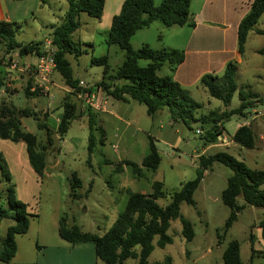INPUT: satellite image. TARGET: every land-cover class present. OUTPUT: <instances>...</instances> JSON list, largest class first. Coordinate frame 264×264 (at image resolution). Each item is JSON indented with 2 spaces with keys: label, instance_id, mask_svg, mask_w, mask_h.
Masks as SVG:
<instances>
[{
  "label": "rangeland",
  "instance_id": "374dc122",
  "mask_svg": "<svg viewBox=\"0 0 264 264\" xmlns=\"http://www.w3.org/2000/svg\"><path fill=\"white\" fill-rule=\"evenodd\" d=\"M43 2V7L33 20L15 28V41L26 43L41 40L50 25L60 21L67 1ZM47 20L50 25L45 26ZM96 21L85 12L78 13V27L71 33L70 40L79 54L65 55L73 79L81 80L89 87H93L100 80L109 86L103 90L105 111L95 112L93 118L92 133L95 143L90 154L86 151L89 112L81 110V102L76 93L64 84L55 70L48 77V82L52 84L47 91L50 96H45L36 89L37 96L26 98L23 94L27 81L24 80L20 94L6 101L16 107H28L36 111L37 119L26 116L19 120L23 130L35 135L39 145L46 143V137L44 129H38L36 123H46L51 128L52 141L44 151L45 166L39 178L26 160L24 147L20 150L16 143L0 139V152L10 173L9 182H5L0 174V201L4 200L6 186L13 184L16 196L26 200L31 211L36 214L29 217L27 231L16 237L18 244L26 249H33L36 244L52 242V238L57 237L56 225L61 217L66 226L74 224L81 232L101 234L123 210L127 197L135 192L151 193L153 182H159L160 190L165 193L155 201L158 205L165 206L171 193L179 190L184 182L195 176L199 155L206 157L223 151L242 161L248 168L264 169V54L253 52L255 47L264 46V35L252 34L247 39L241 70L234 80L237 88L256 93L254 95L259 100L253 102L257 103L253 108L260 115H257L254 123H250L248 112L252 107L248 106L243 109L242 114L231 115L222 122L221 135L229 140L228 143L220 144L215 140L212 144L203 145L199 134L201 127L197 122H190L187 126L180 121L172 122L164 108L149 116L143 104L129 97L122 101L109 95L114 85L118 86L123 82L112 80L110 76L123 61L124 52L116 44L106 43V30L96 28ZM154 27L142 28L131 36V48L138 49L142 45L141 40L148 42V47L152 50L158 48V36L161 33ZM255 27L264 30V12L259 16ZM165 39L164 37L163 40ZM2 54L3 47L0 45V57ZM102 55L106 56L105 72L103 65L93 64L90 60ZM18 60L32 62L35 58L32 54H25ZM147 62L139 59L136 65L143 67ZM166 73V64L156 71L159 77ZM206 96L209 102L205 101L204 96L194 97L201 104L195 111V116L222 108L220 100L210 97L207 92ZM66 101L74 105V117L66 132L59 138L56 125L63 111V102ZM238 102L235 91L226 110L237 107ZM241 123H247L255 134L256 143L252 148H245L230 139L236 125ZM259 136L263 139L259 140ZM150 142L159 156L154 170L141 166L142 159L149 153ZM131 164L137 165L140 170L134 171ZM71 173L80 180V186L72 191V194L78 196L76 198L69 195ZM230 175L231 170L218 161H213L203 171L191 196L193 204L182 202L178 208L179 215L190 225L192 238L186 240L183 237L178 218L171 220L166 230L171 242L160 247L156 242L157 237H154L147 262L223 264L221 254L227 243L235 240L238 243L241 264H264V241L260 230L256 229L258 221L264 218L263 208L244 204L228 228L223 230L230 209L221 201L220 193ZM260 188L264 189V184ZM236 201L241 204V197H237ZM13 223L11 218L0 219V241L5 236L6 228ZM138 249V246L133 248L135 253ZM251 249L254 251L251 252ZM136 261V258H127L123 264H136Z\"/></svg>",
  "mask_w": 264,
  "mask_h": 264
},
{
  "label": "trees",
  "instance_id": "16d2710c",
  "mask_svg": "<svg viewBox=\"0 0 264 264\" xmlns=\"http://www.w3.org/2000/svg\"><path fill=\"white\" fill-rule=\"evenodd\" d=\"M67 7L59 23L42 35L41 40L29 41L26 43L14 40L15 28L19 25L12 22L0 20V45L3 47V54L0 60L12 58V53L17 55L32 54L38 55L43 38H51L55 47L54 70L61 76L64 84L75 93L79 90L78 80L71 76L69 64L65 55L73 53V42L70 40L71 33L78 27L77 15L85 12L88 16L99 19L102 11L103 0H66ZM123 0L117 14L113 15L106 34L107 44H116L124 52V59L115 73L110 76L112 80H122L118 86L114 85L109 91L113 98L125 101L127 97L145 106L147 115L153 116L158 110L166 109L168 117L172 122H182L186 126L190 122H197L203 145L215 142L216 137L221 134L222 122L228 120L231 115L242 114L243 109L249 104L259 100L257 95L245 92L237 88L234 81L235 65L227 62L220 76L203 75L199 79V84L205 88L208 95L216 98L227 105L231 96L237 91L239 104L230 110L208 111L206 114L195 116V111L201 104L191 98L188 92L181 88L169 76H157L156 71L163 64L173 68L183 59V52L179 49H159L152 50L146 44H142L138 49L131 48L129 39L135 31L149 26L157 21L164 26H191L189 13L190 0ZM264 12V0H252L247 14L240 20L237 26V48L242 51L247 33L252 30L257 23L259 16ZM259 33V30H256ZM259 54L264 53V47L258 50ZM147 60L145 66L136 65L137 60ZM91 63L103 65L106 71V56L91 58ZM53 70V71H54ZM31 81L28 78L24 87V96H37V90L29 91ZM5 85L4 73L0 72V88ZM100 88L107 89L109 86L100 80L96 84ZM5 88V86H4ZM88 89V88H86ZM63 111L59 116L56 125L58 137L60 138L67 130L70 120L74 117V105L63 102ZM86 111V110H84ZM36 111L28 107H16L10 103L0 101V138L11 142L22 141L25 145L27 162L36 176L40 177L45 166V149L51 144L50 130L46 123H36L38 129H44L46 143L38 144L35 135L23 130L20 125V117L32 116L37 119ZM88 137L86 151L90 154L93 151L95 139L92 133L94 111L87 109ZM207 125V126H206ZM197 130V129H196ZM231 140L245 148L253 146L254 135L249 125L237 127ZM159 156L153 144L149 143V153L141 161V166L154 170L157 166ZM213 161H218L231 170V175L226 180L225 187L221 190L220 198L223 204L229 209V215L224 223L225 231L236 214L244 204L261 207L264 209V189L260 186L264 184V169L248 168L242 161L236 160L226 152L218 151L208 156H198V169L195 176L184 182L180 189L170 195V200L165 206H160L155 199L165 195L160 190V183L153 182L152 191L149 194L131 193L125 202L123 210L116 216L112 225L101 234L81 232L79 228L72 224L66 226L63 217L58 220V236L69 242H91L93 244L95 259L101 264H123L127 258H136V264H158L149 263L146 258L151 251V241L157 237V245L162 247L171 242L166 230L171 220L178 218L181 225V233L186 240L192 238V231L187 220L179 215V204L184 202L193 204L191 198L194 189L201 180L203 171L208 169ZM127 163V162H126ZM134 171L140 168L135 165ZM0 174L5 182H9L10 173L7 163L0 152ZM80 186V180L74 173H71L69 180V195L72 198L78 197L72 194L74 188ZM237 197H241L242 203L238 204ZM27 212L26 204L18 200L15 196L13 184L5 188L4 200L0 201V219L11 218L13 224L6 228L4 238L0 241V261L8 262L15 253V236L27 231L29 217L35 216ZM260 230V236L264 241V218L260 219L256 225ZM220 237V236H219ZM252 235H249L251 240ZM138 246V252L133 248ZM254 250L251 249V252ZM221 259L223 264H241L238 256V243L231 240L224 248Z\"/></svg>",
  "mask_w": 264,
  "mask_h": 264
},
{
  "label": "crops",
  "instance_id": "0c3cea01",
  "mask_svg": "<svg viewBox=\"0 0 264 264\" xmlns=\"http://www.w3.org/2000/svg\"><path fill=\"white\" fill-rule=\"evenodd\" d=\"M43 1L44 0H0V20L16 23L21 26L23 23H27L34 19L37 12L43 7ZM122 1L123 0H103L102 11L99 19L96 21V28L105 29L107 34L111 18L118 13ZM251 1L252 0H190L189 13L193 23L191 26H164L161 23L158 25L159 22L157 21L150 23L147 27L155 26L154 28L159 29L161 33V36H158V48L155 50L175 48L183 52L182 61L173 68H169L166 65L167 73L163 76L166 75L173 79L181 88L188 92L191 98L195 99V96L201 95L204 96L206 102H209V99H207L205 88L199 84L201 76L206 74L220 76L225 64L227 62H232L235 65V80L237 73L241 70L242 54L247 39L250 38L252 34L264 35V30L257 29L254 26V28L247 33L242 51L239 52L237 48V26L240 20L249 11ZM156 2L158 1L156 0ZM58 23L59 21L53 25H57ZM44 25H50L48 20ZM53 25L51 24L50 26ZM256 30H259V33H257ZM137 31H135L134 34ZM164 37L166 38L165 40H163ZM141 41L142 44L149 46L148 42L145 40ZM262 47H255L253 52L258 53V50ZM33 56L35 58V55ZM12 58L18 62V66L20 67H27L35 62V60L32 62H23V59L18 60L20 56L17 55L16 52L12 53ZM6 70L7 69L3 68L0 64V72L5 73ZM10 73L9 86L5 88L3 86L0 88V100L4 102L17 97L20 94V89L21 86L24 85V80L27 81L29 78L31 83H34V77L29 71L11 70ZM48 81L49 79H47V82H43L47 91L52 87V84ZM250 93L256 94L254 92ZM33 97L35 96H29L26 98ZM228 105L229 103L226 106L222 104V108H218L220 110H217V112L226 110ZM249 105H251L249 107H252L250 112H248L250 115V123H254L257 115H260V113L253 108L257 103ZM240 125L248 124H237L235 129ZM253 135L254 142L252 147H254L256 143L254 132ZM258 139L262 140L263 138L262 136H259ZM13 143H16L20 150L22 147H24L25 150V145L22 141ZM16 198L26 204L27 212L35 214V212L31 211L26 200L19 199L18 196H16ZM256 229L258 228L256 227ZM56 235L57 237H54L55 239L52 238V242H44L39 245L36 244L33 249L29 247L26 249L22 244H18L16 238L18 235H16V249L14 255L8 262L1 263L98 264L95 259L93 244L91 242L69 243L58 236L57 225Z\"/></svg>",
  "mask_w": 264,
  "mask_h": 264
},
{
  "label": "built area",
  "instance_id": "2783aa9c",
  "mask_svg": "<svg viewBox=\"0 0 264 264\" xmlns=\"http://www.w3.org/2000/svg\"><path fill=\"white\" fill-rule=\"evenodd\" d=\"M40 46V52L35 56V62L27 67L18 66V62L13 58H4L0 61V64L3 66V68L7 69L4 73L5 87L9 86L11 70L29 71L34 77V83H32L29 91L38 89L42 91L45 96H50L49 93H47L46 86L43 82H47L49 75L54 70L55 47L54 45H52L51 38L49 37L43 38ZM77 85L79 87V90L75 91V93L77 98H79L81 102L82 111L87 109H90L94 112L104 111L105 98L102 88L96 85H94L93 87H89L85 85L81 80L78 81ZM196 132L199 131L196 130ZM216 140L220 144H226L229 142V140L221 134L216 137Z\"/></svg>",
  "mask_w": 264,
  "mask_h": 264
}]
</instances>
